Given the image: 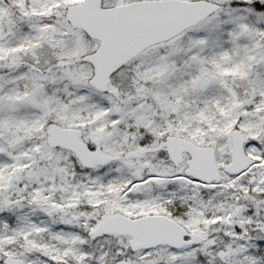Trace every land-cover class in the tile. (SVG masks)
I'll return each mask as SVG.
<instances>
[{
	"label": "snow or ice",
	"instance_id": "obj_1",
	"mask_svg": "<svg viewBox=\"0 0 264 264\" xmlns=\"http://www.w3.org/2000/svg\"><path fill=\"white\" fill-rule=\"evenodd\" d=\"M0 264H264V0H0Z\"/></svg>",
	"mask_w": 264,
	"mask_h": 264
}]
</instances>
